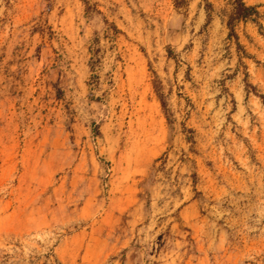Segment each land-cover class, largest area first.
I'll use <instances>...</instances> for the list:
<instances>
[{"label": "rangeland", "instance_id": "1", "mask_svg": "<svg viewBox=\"0 0 264 264\" xmlns=\"http://www.w3.org/2000/svg\"><path fill=\"white\" fill-rule=\"evenodd\" d=\"M0 0V264H264V0Z\"/></svg>", "mask_w": 264, "mask_h": 264}, {"label": "trees", "instance_id": "2", "mask_svg": "<svg viewBox=\"0 0 264 264\" xmlns=\"http://www.w3.org/2000/svg\"><path fill=\"white\" fill-rule=\"evenodd\" d=\"M231 5V14L229 16L228 25L231 27L234 22L247 20L256 12L253 8L247 7L243 0H227Z\"/></svg>", "mask_w": 264, "mask_h": 264}]
</instances>
